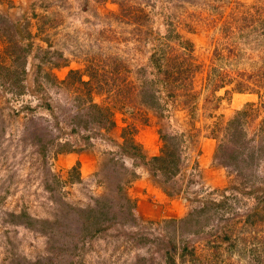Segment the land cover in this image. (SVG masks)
Wrapping results in <instances>:
<instances>
[{"label": "rangeland", "instance_id": "obj_1", "mask_svg": "<svg viewBox=\"0 0 264 264\" xmlns=\"http://www.w3.org/2000/svg\"><path fill=\"white\" fill-rule=\"evenodd\" d=\"M255 1L0 0V264L55 258L48 246L62 239L52 229L56 215L68 223L63 242L88 234L76 264H132L139 255L147 264H172L163 250L169 242L161 240L167 219H176L168 227H176L169 235L177 250L173 264H193L181 255L186 241L204 256L207 240L218 234L229 236L220 245L222 264H250L243 246L264 236L257 214L264 210L247 191L230 187L239 180L229 163H250V151L259 152L251 139L264 137V0ZM157 45L166 56L159 68L152 59ZM175 62L181 72L167 78ZM71 70L89 81L90 97L74 84L76 75L69 77ZM45 102L51 111L40 112ZM90 103L99 104L102 115L83 127ZM125 135L148 159L164 145L180 152L168 193L140 160L120 153ZM47 139L54 142L42 156L37 146ZM65 141L79 150L59 149ZM51 172L66 182L55 185ZM246 173L254 178V165ZM105 194L124 207V197L132 199L134 214L96 234L87 209ZM208 201L228 203L227 221L206 216L197 233L176 226L188 217L199 223ZM79 209L85 212L77 225ZM61 255L63 264L71 258Z\"/></svg>", "mask_w": 264, "mask_h": 264}, {"label": "trees", "instance_id": "obj_2", "mask_svg": "<svg viewBox=\"0 0 264 264\" xmlns=\"http://www.w3.org/2000/svg\"><path fill=\"white\" fill-rule=\"evenodd\" d=\"M262 1L263 0H258V1H255L253 4H255V5H256V3L261 4ZM261 5H264V3ZM138 10L139 9H137V11ZM234 18L237 19L239 22L244 21L243 17H239V16L235 15ZM152 57H153L152 59H154L156 62L155 65L157 66V68H159L158 65H159L161 59L162 58L166 59L164 51L163 50L161 51V47H159V46L156 49H154V51L152 53ZM171 60H174V59L171 57ZM174 64H175V67L171 66L172 67L171 70L164 73L167 78L174 76L176 70H177V72H181L180 68L178 70V67L176 66V62ZM73 75L77 76L76 82L74 83V84H76V86H78L77 88H79L82 92H84V95H88L90 97L91 89H90V87L87 86V85H89V81L83 80L81 78L82 75L79 73L78 70H71L69 72L70 78ZM81 85L87 86L86 91H83L84 88ZM74 97H77V95H75ZM78 98H80V96ZM69 100H71L73 102L77 101L75 98H72V97H69ZM98 105L99 104H96V103H90V105L85 107V110L88 111V113H85L87 118L84 117V119L82 120L84 125H81V126L85 127L89 124L88 118L90 116H95V120H98V116L102 115V113H100V109L97 108ZM40 106H41L40 112L51 111V108H50L51 106L48 102H45V104L42 103ZM78 108H84V106L79 105ZM249 111L252 112V110H249ZM76 116H79L78 113ZM77 118L78 117H76V119ZM56 124H57V128L59 129L60 128L59 123H56ZM77 124L78 123L75 121V117H74V120H71V122H70V127L72 129L74 127V130H75L77 128ZM261 125L264 127V118L261 120ZM103 130H105L104 132H106L107 127ZM211 130L216 131L217 128L211 129ZM228 130H231V127H229ZM228 136H230V135L228 134ZM236 138H238V135L236 136ZM229 140L234 142L233 138L229 139ZM47 142H49V143L46 144ZM53 142H54L53 139H47L45 142H42L37 146V150L41 153L42 156H45L46 151L48 149L47 146L51 145ZM178 143H179V141H178ZM237 144L240 145L241 141H238ZM244 144L247 145L248 143H244ZM255 144H258L259 152L256 153L255 155H253V150L250 151V163H248V164L243 163L242 166L237 165V164H233V163H229L230 168L233 170V171H231V174L234 173V176L239 180L238 184H233L230 187L232 189L237 190V191H242V193H243V191H247V194L250 195L251 198H253L254 200H258L261 203L260 208L264 210V170H263V175L259 176V174L261 173V171H260L261 162L260 161L262 160V157H264V137L260 136V137H257L255 139H251L250 145L252 146V148H254ZM58 146H59V149H66L67 148V151L70 153L77 152L79 150L77 147H75V143H73V142L71 143L69 141H65L64 143H61ZM242 146L244 147V145H242ZM118 147H119V151L121 154H124L126 156H133L134 161H136L137 159L140 160L141 163L143 164V166H145L146 169L150 172L154 183L160 185L161 188H163V191H166V193H168L165 185L168 184L169 180H172L173 176H176L178 174V171H179L178 162H179L180 152L178 153L176 151V149L174 150L171 145L169 147H168V145H164L163 147H161V149L159 150V153L157 155H152L148 159L140 151L141 146L137 145L133 140L131 141V139L129 137H127L126 135L123 139V142L121 144H119ZM219 149L222 152H218V153L223 155L226 148H225V145H224L222 140L220 141ZM232 150H233L232 154L241 156L240 159L242 161L246 160L247 155L242 150L238 151L236 148H233ZM112 160L113 161H119L120 159H117V157H114ZM249 164H251V168L254 165V178H250V176H248L246 173V169L249 167ZM123 166H124V164H123ZM76 167L77 166H75V169H76ZM75 171H77V174L79 175V170H75ZM50 175H51V181L55 182L54 183L55 185L56 184H62V183L66 182V180L60 179L56 175L52 174V172L50 173ZM256 176L258 179H256ZM257 183L259 185H257ZM258 186H260V188H258ZM117 187H118L117 188L118 193L120 194L121 191H123V186L119 184V185H117ZM222 192H223V190H222ZM223 194H225V193L223 192ZM122 197H124V196H122ZM123 200H124L125 205H126L125 207L123 206L124 203L123 204H121L122 202L118 203L116 198H113L114 202H113V204L112 203L110 204L109 202L111 201V198L109 195L105 194V195L96 197V199L94 200V202H96V207H89L87 209L88 215L86 216V217H90V216L94 217V219H95V222H94L95 225L94 226L96 227V234L99 232H103V231L108 230L109 225H111L113 223L123 224V223H121L122 219H123L122 222H124L125 220H127L128 218L133 216L134 213H133L131 208L134 207V201L132 199L126 197V196L124 197ZM208 204H210L208 206L209 210L202 209L200 211L202 213H200L199 215L196 216L199 220V223L197 221H194L191 217H188V218H183V219H179L178 221H176V226L179 225L180 227H183V229L182 228L181 229L184 232H188L187 228H190V230L192 228L193 229L192 232H194L196 227H200L201 231L204 230V227H205L207 222L205 221V225H204L203 222H201V221L206 216L212 215L215 218L225 219L224 221H227L226 216L228 215L227 210L229 211V208H227L228 203L226 201H218V202L211 201ZM70 207H72V209H74V210L77 209V207H74L72 205H70ZM254 211H257V209ZM84 212L85 211L83 209H79L78 213H76V214L74 213L73 217H74V221L77 223V225H80V223H81L80 218L82 217L81 215H83ZM124 214H125V217H124ZM257 214H258L259 219L261 221H263L264 220V214L260 211H258ZM61 216L66 217L63 215H56L54 218V221H52L53 223H55L56 226H54L52 229L57 227V229H59V231L57 232L58 234H56V235L62 239L58 243H56L57 240L54 237L53 240H54L55 244H50L48 246L50 253H51V251H54V253L56 251L55 258H54V254H53L52 258L45 257L43 260H40L39 262H36L35 264H52L53 262H54L53 264H63V262L65 260L62 259L63 255H61V253H67V254H69L68 256L71 257L70 259H68L66 261V264H76V261L74 259L75 252H79V249H80L79 246H80V244H84V241L86 240L88 234L86 233V230H84L83 234L81 236L79 234L82 231L77 233L76 236L79 235L80 236L79 238H76V239L73 238V239L67 241V243H66V241L63 242V240H64L63 235L65 236L68 234L67 229H65V231H64L63 228L68 226V223L64 222V220L61 218ZM133 220H135V219L133 218ZM175 220L176 219H167L166 221L163 222L164 225H163L162 230L164 231V238H161L162 241H164L166 239L169 242L167 244V246L164 247L163 250L165 252L167 262H171L172 264L174 263V255L177 252V250H176V244L173 241L171 242V237L169 235L174 233V229L176 227H175V225H172V228H170V229L168 227H170V225L172 223L174 224ZM84 223L87 224L86 226H90V224H92L93 222L89 224L84 220ZM51 225L53 226L54 224H51ZM49 226H50V224H49ZM173 227H174V229H173ZM197 232H199V231H195L194 233H197ZM219 232H221V230ZM191 234H193V233H191ZM142 235L143 234L140 233L141 238L138 239V240H140V242H141V239L143 237ZM223 235L224 236L222 237L221 235L218 234V235H216V237L214 236L215 239L207 240L206 254L204 256H201L200 254L197 253L199 257H204V260H201V258H199L196 255L195 248L193 246L190 247L188 245L189 244L188 241H186V243L183 244L181 255H183V257L186 256L187 254L190 255V257L193 260V264H222V261L220 259V250H221L220 245L223 241H225L229 238L228 235H226V234H223ZM261 240H262V242H261ZM261 240H260L259 236H255L253 241H255L256 244H254V246L251 244V242L248 244H245L243 246V251L249 255L250 264H264V236L261 237ZM258 243H261L260 246L258 245ZM141 244H143V243H141ZM234 245H235L234 243H231V245L229 246V249L234 248ZM262 248H263V251H261ZM208 250H210V253ZM135 258H136V260L132 264H147L146 262H144L145 261L144 256L139 255V256H136ZM148 264H152V263H148Z\"/></svg>", "mask_w": 264, "mask_h": 264}]
</instances>
